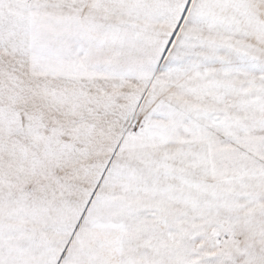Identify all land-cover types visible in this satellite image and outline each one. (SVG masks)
<instances>
[{"label": "snow or ice", "instance_id": "1", "mask_svg": "<svg viewBox=\"0 0 264 264\" xmlns=\"http://www.w3.org/2000/svg\"><path fill=\"white\" fill-rule=\"evenodd\" d=\"M0 264H264V0H0Z\"/></svg>", "mask_w": 264, "mask_h": 264}]
</instances>
